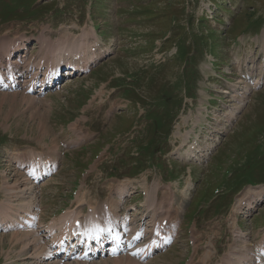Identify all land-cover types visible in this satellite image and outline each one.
Here are the masks:
<instances>
[{
	"label": "rangeland",
	"instance_id": "obj_1",
	"mask_svg": "<svg viewBox=\"0 0 264 264\" xmlns=\"http://www.w3.org/2000/svg\"><path fill=\"white\" fill-rule=\"evenodd\" d=\"M34 2L0 0V53L17 43L21 48L16 54L28 49V59L20 56L15 62L37 63L41 55L40 60L46 62L51 54L44 52L40 37L44 42H56L68 33L73 40L88 28L94 29L95 35L89 39L92 43L98 40V53L103 55L92 64L90 73L77 75L45 97L29 95L30 77L23 79L18 89L7 86L10 80L0 85V136L6 140L0 146V201L7 199L4 187L11 186L18 188L13 190L15 205L35 204L39 220L38 229L35 224L32 232L43 239L47 251L56 247L57 240L45 233V227L75 209L77 197L83 198L88 208L101 212L113 196L115 207L119 202L115 212L123 217L130 214L132 206L141 207L145 190H155L165 204L172 200L176 208L183 200L185 210L189 208L176 243L148 264H218L230 252L242 253L239 228L249 250L264 242V201L256 205L255 213L244 209L234 216L240 200L245 201L250 193L246 191L264 186L260 184L264 183V87L252 92L250 98L259 85L242 83L229 121L227 107L235 102L222 94L232 93L228 82L238 87L243 79L236 69L240 63L244 72L251 63L264 64L260 42L264 36V0H42L55 2V10L40 19L5 23L8 8L21 14ZM212 5L216 6L214 19L208 10ZM15 37L23 39L11 41ZM134 92L145 98V106L133 98ZM151 120H158L163 135L152 137ZM225 129L228 133L221 135L219 150L204 163L180 158L189 139L204 158L205 144ZM78 135L86 137L81 144L86 142L87 146L77 143ZM150 140L156 143L152 151L147 150ZM34 151L56 160L54 177L35 189L26 182L28 169L34 170L33 174L38 169L34 158L40 155ZM32 153L36 157L32 158ZM15 156L25 162L14 163ZM33 163L35 169L30 167ZM43 167L39 173L45 175L48 164ZM120 183L130 184L135 192L120 199L115 194ZM20 211L22 214L23 207ZM146 213L138 207L132 217L139 225ZM174 219L179 218L172 216L170 221ZM25 227L28 229L0 231V264L55 260L75 264V260L63 261L57 256L33 261L34 246L26 249L23 241ZM110 261L86 264H112Z\"/></svg>",
	"mask_w": 264,
	"mask_h": 264
},
{
	"label": "bare ground",
	"instance_id": "obj_2",
	"mask_svg": "<svg viewBox=\"0 0 264 264\" xmlns=\"http://www.w3.org/2000/svg\"><path fill=\"white\" fill-rule=\"evenodd\" d=\"M81 34L82 35L80 37L72 40V39H70V38H72V36H70L68 33H65L62 36L63 39L58 40L57 43L50 49L51 57L49 59H47L46 62H48L50 59L51 60L48 62L47 70H46L48 72L45 73V75H44L45 78L49 77V75H50L49 72L53 76H57V78L65 77V76L70 77L72 75L73 71L75 69H78V67L79 68L81 67L85 71H87L92 64L96 63L99 59H101V57L103 55L98 53L99 52L98 40L96 39V42L93 41V43H92L91 40L89 39V37L91 35H93V34L95 35L94 29L90 30V29L86 28V30H84L83 33H81ZM69 40H72V41L70 42ZM262 40H264V36H263ZM15 41H13V42H15ZM17 41H18V39H17ZM92 44H95L96 49H93L95 46H93ZM19 48H21V45L18 46V44L15 43V45L12 44V45H9L8 47H6L3 52L1 51L2 53H0V85L4 84L6 82V80H10L11 86L16 85L19 82L18 81L19 77H23L26 74L31 75L30 74V73H32L31 68H37V70H38L41 66V63L45 62L44 60H39L36 63V65H34L32 62L26 61V60L21 62V63L15 62L14 61L15 57H13V56H15L16 53L20 52ZM24 49H26V47H24ZM0 50H2V49L0 48ZM20 64H22L23 66H21ZM246 65H248V64H246ZM62 68H64V70L66 69V71H67L66 75H64V76H60V73H59L60 72L59 70ZM238 68L240 69L241 67L238 66ZM257 72H259V75L256 74ZM40 73L41 72H38V73L34 72L33 75L36 77ZM17 75H19V77ZM247 75L253 76V79H254V85L253 86H258V85L263 84L264 83L263 82L264 81V66H263V64L260 65L258 68L257 67L255 68V65H253L252 71H248ZM29 81H30V79H29ZM243 84H244V82H243ZM245 84H246V86H248L247 83H245ZM228 85L232 86L231 83H229ZM39 86H44V85L41 83ZM227 94H230L233 99H236V100L240 99L239 98L240 92H238L237 89H232V93H227ZM227 119H228V121L230 119H232L231 111H230V117ZM185 137H187V136L185 135ZM188 138H187V140H188ZM187 140L184 141L185 144L188 142ZM208 145H209V148H208ZM210 145H212V146H210ZM215 145L216 144L213 142L209 143V144H207V148H206L207 150H202V152L206 153V154L205 153L203 154L205 159L208 158L209 153L211 151H213ZM195 154H196V146L194 147L191 144L189 146V149L184 153V158L190 159L191 157H195L194 156ZM31 157L32 158L36 157V154L32 153ZM38 157L41 158V161L39 160L40 165L41 166H43V165L47 166L48 162L44 163V159L41 156H38ZM32 158H31V160H32ZM14 159H15V163H18V164H22V162H25L19 156H16ZM34 159H36V158H34ZM35 162H36V160H35ZM25 166H28V165H25ZM44 171H46V169ZM33 176H34L33 177L34 180H41V179H43L44 173L35 172V174H33ZM190 185H191V182H190ZM129 187H130L129 184L121 185V188H120V196L121 197H123L125 194L128 193ZM14 189H18V188L17 187L14 188L11 186L4 187V191H6L8 193V195H7V199L4 202L0 201V229L8 231L12 228L17 229L19 227V229H20V227L27 226L28 229L25 227V229H27V230H25L26 233H23L24 234L23 235V241L25 242V248L26 249L28 247L32 248L34 246V249L32 248V250H33V254H32L33 261H35V259L37 260L39 258H42V261H45V260L47 261L48 259L51 258V256L47 253V250H48L47 245L45 242H44L45 244H43V239L41 237L38 236L39 239H37V237H36L37 234L33 233L35 224L37 227V222H38L37 218L39 217V215H37L38 213L36 214L34 212V209H33V206H35V204L34 205L31 204L32 203L31 202L29 205H27V204H24L23 206L15 205L16 203H15V201H13L14 196H16V194L14 195V192H13ZM28 190H30V189H28ZM258 190H259V192H256ZM152 192H155V190H152ZM249 192L254 193V197L257 198L255 203H257L259 201H262L261 198H262V195H264V186H260L258 189H253L252 191H249ZM19 193H21V192H19ZM123 193H125V194L123 195ZM165 194L167 196V193H165ZM20 195H23V194H19V196ZM166 196H164V197H166ZM164 197H162V198H164ZM186 197H187V195H186ZM83 201H84L83 198H81V197L77 198V203L79 205L81 203H83ZM19 202H21V201H19ZM27 202H29V201H27ZM241 202L242 201H240V203ZM255 203L249 204L250 210L255 208ZM243 204L244 203H241V205H243ZM164 205H165L164 203L160 204V210L158 209L157 212L155 213V215H159V213L162 210ZM184 205H185V202H183V200L180 201V204L178 205L177 209L174 208L172 205H170V207L168 209H165V211H166L165 215H169V213H171V217L176 216L179 218L180 213H182L184 210ZM21 207H23V209H24V211H22V214H24V215L21 214V211H20ZM39 208H41V205L35 209L39 210ZM30 211H32V213L30 214V217L28 218V213ZM237 212H238V208L235 210V213H237ZM73 217H74V212H70V211L66 212L64 215H62L58 219V221L53 220L46 227V232L50 233L51 236L57 240V250L53 251V252L51 251L53 256H58L60 250L63 252H68V253L72 254L76 250V246H77L76 244L83 243L84 239L85 240H87V238L93 239L94 236L100 237L103 234L104 230L102 228V224L99 221V219L94 218V214H93V217L88 219L84 223V225L82 226L85 238L83 239V237H79V236L74 237V233H75V229H76L75 225L77 222V218H75V217L73 218ZM240 230L241 229H239V231ZM240 234H243V233L241 232ZM240 234H238V239L240 238L241 240H243V237L240 236ZM75 238L77 239V243L72 245V241L75 240ZM243 242L244 243H243V247H242V253H237L238 264H243L246 261H248L247 254H249V252L246 249L247 247H245V245H244V244H246V241L243 240ZM62 244H64V245H62ZM261 246H263V245H261ZM32 250H31V252H32ZM234 254H235V252H232V253L230 252L224 258V260H225L224 264H233L234 260L232 257L234 256ZM111 261H112V264L113 263H116V264L117 263H119V264H124V263L125 264H141V263H138L137 261H135L134 259H131V258L126 257V256L123 258H119V259H115V260H111ZM35 262L33 264H35ZM61 263L58 262L57 260H55L54 262L45 263V264H61ZM75 264H86V263H81V262L75 261Z\"/></svg>",
	"mask_w": 264,
	"mask_h": 264
},
{
	"label": "trees",
	"instance_id": "obj_3",
	"mask_svg": "<svg viewBox=\"0 0 264 264\" xmlns=\"http://www.w3.org/2000/svg\"><path fill=\"white\" fill-rule=\"evenodd\" d=\"M51 7V4H48V5H44L43 7L41 8H38L37 10H41L42 8H50ZM4 142V140L1 139V136H0V143L2 144Z\"/></svg>",
	"mask_w": 264,
	"mask_h": 264
}]
</instances>
